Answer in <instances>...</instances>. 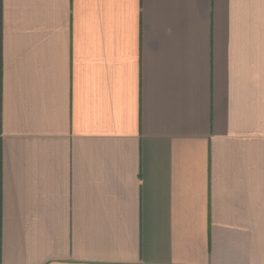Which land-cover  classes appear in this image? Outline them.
Returning <instances> with one entry per match:
<instances>
[{
  "label": "crops",
  "instance_id": "crops-1",
  "mask_svg": "<svg viewBox=\"0 0 264 264\" xmlns=\"http://www.w3.org/2000/svg\"><path fill=\"white\" fill-rule=\"evenodd\" d=\"M0 264H264V0H0Z\"/></svg>",
  "mask_w": 264,
  "mask_h": 264
}]
</instances>
